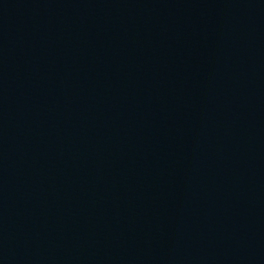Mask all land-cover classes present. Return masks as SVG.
Returning <instances> with one entry per match:
<instances>
[{"label": "water", "instance_id": "1", "mask_svg": "<svg viewBox=\"0 0 264 264\" xmlns=\"http://www.w3.org/2000/svg\"><path fill=\"white\" fill-rule=\"evenodd\" d=\"M0 264H264V0H0Z\"/></svg>", "mask_w": 264, "mask_h": 264}]
</instances>
